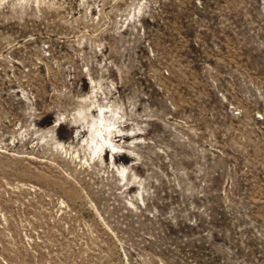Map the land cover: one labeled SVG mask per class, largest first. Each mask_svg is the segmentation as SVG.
<instances>
[{"label":"rangeland","instance_id":"rangeland-1","mask_svg":"<svg viewBox=\"0 0 264 264\" xmlns=\"http://www.w3.org/2000/svg\"><path fill=\"white\" fill-rule=\"evenodd\" d=\"M0 264H264V0H0Z\"/></svg>","mask_w":264,"mask_h":264},{"label":"bare ground","instance_id":"bare-ground-1","mask_svg":"<svg viewBox=\"0 0 264 264\" xmlns=\"http://www.w3.org/2000/svg\"><path fill=\"white\" fill-rule=\"evenodd\" d=\"M97 107L98 110L96 109L94 111L97 112L96 116L93 114L94 112L90 108H88L84 113L83 112L79 113V117H80L79 120H83V121L87 120V128L90 135L89 138L86 140L85 145L90 150L91 156L96 154L99 156L103 152L104 153L112 152L117 150L118 148V146H116L113 143L112 138L110 137L112 135V132H114V130L116 131V128H119L116 126L117 119H114V117H116L115 113L109 111L107 109V106H97ZM58 122L59 120L55 121L54 126H56ZM124 170L125 168H123L122 172H124Z\"/></svg>","mask_w":264,"mask_h":264}]
</instances>
